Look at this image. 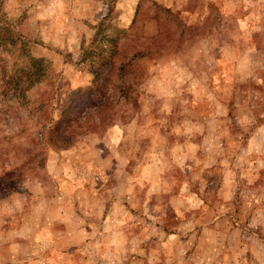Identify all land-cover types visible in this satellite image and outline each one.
Returning <instances> with one entry per match:
<instances>
[{
	"label": "rangeland",
	"instance_id": "obj_1",
	"mask_svg": "<svg viewBox=\"0 0 264 264\" xmlns=\"http://www.w3.org/2000/svg\"><path fill=\"white\" fill-rule=\"evenodd\" d=\"M0 264H264V0H0Z\"/></svg>",
	"mask_w": 264,
	"mask_h": 264
}]
</instances>
